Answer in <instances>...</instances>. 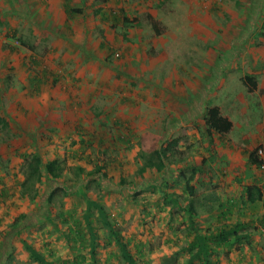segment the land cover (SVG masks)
Listing matches in <instances>:
<instances>
[{
  "label": "rangeland",
  "instance_id": "1",
  "mask_svg": "<svg viewBox=\"0 0 264 264\" xmlns=\"http://www.w3.org/2000/svg\"><path fill=\"white\" fill-rule=\"evenodd\" d=\"M64 4L0 0V264H38L26 244L92 264L82 193L137 264H188L197 234L212 263L264 264V197L248 198L264 189L249 161L264 149V0H70L71 20ZM214 107L230 133L207 125ZM36 154L62 179L31 174ZM92 212L99 264H127Z\"/></svg>",
  "mask_w": 264,
  "mask_h": 264
},
{
  "label": "trees",
  "instance_id": "2",
  "mask_svg": "<svg viewBox=\"0 0 264 264\" xmlns=\"http://www.w3.org/2000/svg\"><path fill=\"white\" fill-rule=\"evenodd\" d=\"M65 4V12L68 17V19H73L76 14H81L83 11L76 10L71 8L70 0H64ZM124 15V14H123ZM116 21L118 22L120 20L119 16H116ZM123 19H125L123 17ZM21 42V40H20ZM35 82V81H34ZM245 84L248 85L249 89L252 91L257 88V84L251 77H246L244 80ZM251 87V88H250ZM207 125L215 130L219 134H228L231 132L233 128V123L228 118L224 117L221 114V111L219 108H211L207 111V119H206ZM96 139V138H95ZM102 138H99L101 140ZM154 159H156L157 163L150 160L149 164L147 165L148 168H156L157 171L162 172L165 168V163L163 156H165L162 152H160L158 149L154 152ZM249 161L252 165L256 166L257 169L264 171V161H260L259 157L256 153H253L249 156ZM60 163L58 159H55L51 161L49 164H44L43 159L41 158L40 154L35 155V167L30 166L31 174H35L38 178H40V181L42 182L43 178H49L55 181H58L62 179V172L60 171ZM97 173H100L103 171V168H98ZM146 171V168L143 169L142 172ZM141 172V173H142ZM24 185V184H23ZM26 187V185H24ZM190 188V187H189ZM63 190V189H62ZM248 198L249 201L255 202L256 195L258 199H262L264 197V189H256L255 187L248 189ZM84 201L86 202V211L84 215V222L86 224V228L89 234V253L90 257L92 259V264H99V260L97 259V249H98V235L93 227V222L91 220L92 216V209H95L99 216L102 218L105 226L108 228L109 232L113 236L116 244L119 246L121 253L126 260L127 264H137L135 258L129 251L130 243H127L124 241V238L121 236V234L118 232V230L115 228V225L109 221V216L107 212L105 211V208L103 205H101L98 202L92 201L86 194L82 193ZM193 207L191 206L188 212L190 213V219L195 217V213L193 211ZM191 224H194V220H191ZM223 234H232L234 235L238 240L241 239V236L237 234V231L235 228L229 231V233L224 230L222 232ZM206 237H203L201 235H196L194 238V241L196 242L198 246V251L192 254L190 257L188 264H195V262L198 261H205L206 264H218V263H212L209 260L210 257V249L206 243L205 240ZM27 250L31 253V256L38 262V264H52L49 259L43 255L40 251H37L34 247H32L29 244H26Z\"/></svg>",
  "mask_w": 264,
  "mask_h": 264
},
{
  "label": "built area",
  "instance_id": "3",
  "mask_svg": "<svg viewBox=\"0 0 264 264\" xmlns=\"http://www.w3.org/2000/svg\"><path fill=\"white\" fill-rule=\"evenodd\" d=\"M258 156L264 157V149L259 150Z\"/></svg>",
  "mask_w": 264,
  "mask_h": 264
},
{
  "label": "crops",
  "instance_id": "4",
  "mask_svg": "<svg viewBox=\"0 0 264 264\" xmlns=\"http://www.w3.org/2000/svg\"><path fill=\"white\" fill-rule=\"evenodd\" d=\"M64 7V6H63ZM64 10H65V7H64ZM65 14H66V12H65ZM117 16V15H116ZM68 18V17H67ZM152 68H157V67H155L154 65L153 66H151Z\"/></svg>",
  "mask_w": 264,
  "mask_h": 264
}]
</instances>
